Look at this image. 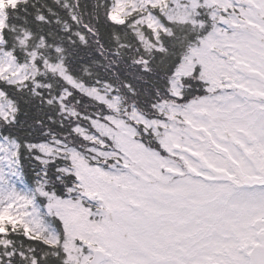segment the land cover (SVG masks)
Masks as SVG:
<instances>
[{
    "label": "snow or ice",
    "instance_id": "obj_1",
    "mask_svg": "<svg viewBox=\"0 0 264 264\" xmlns=\"http://www.w3.org/2000/svg\"><path fill=\"white\" fill-rule=\"evenodd\" d=\"M0 264H264V0H0Z\"/></svg>",
    "mask_w": 264,
    "mask_h": 264
}]
</instances>
